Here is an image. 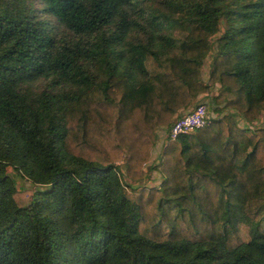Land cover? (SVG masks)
Masks as SVG:
<instances>
[{"label":"trees","instance_id":"16d2710c","mask_svg":"<svg viewBox=\"0 0 264 264\" xmlns=\"http://www.w3.org/2000/svg\"><path fill=\"white\" fill-rule=\"evenodd\" d=\"M262 111L264 0H0V264H264Z\"/></svg>","mask_w":264,"mask_h":264},{"label":"rangeland","instance_id":"374dc122","mask_svg":"<svg viewBox=\"0 0 264 264\" xmlns=\"http://www.w3.org/2000/svg\"><path fill=\"white\" fill-rule=\"evenodd\" d=\"M210 68H209V62L207 61V63L205 64L204 67V72H203V78L204 80H206L208 78V74H209ZM216 93V89H213L212 92L210 93L211 95H214ZM209 96L204 98L205 100L209 101ZM203 101V100H200ZM240 124H243L244 122L239 119ZM258 125H264V111H262L261 113V117H260V121ZM166 131L164 128L160 129L158 131L157 134V143L156 146L153 150L152 153V158L150 159V161L146 164L145 168H144V179L138 184V186L141 187H146V188H155L158 187L161 183V178L159 176V174L154 171V167L160 162V159L162 157L163 151H164V147L166 145V142L163 141L165 140V136H166ZM116 165H121L120 162H117ZM9 174L12 175L13 179L15 180V182L17 183V187L19 189V191L26 193L28 189H30L31 187L29 186V184L27 183V181L22 180V178H20L19 176L15 175L13 173V171L11 169L8 170ZM127 178H123V183L126 184L127 183H131ZM243 238H246V229L243 230V234H242Z\"/></svg>","mask_w":264,"mask_h":264},{"label":"built area","instance_id":"2783aa9c","mask_svg":"<svg viewBox=\"0 0 264 264\" xmlns=\"http://www.w3.org/2000/svg\"><path fill=\"white\" fill-rule=\"evenodd\" d=\"M210 100H203L195 108L177 116L172 126L166 131V141H175L179 136L191 134L211 124L213 119Z\"/></svg>","mask_w":264,"mask_h":264},{"label":"crops","instance_id":"0c3cea01","mask_svg":"<svg viewBox=\"0 0 264 264\" xmlns=\"http://www.w3.org/2000/svg\"><path fill=\"white\" fill-rule=\"evenodd\" d=\"M201 100H205L204 97H203ZM183 113H185V112H181V114H183ZM179 115H180V114H179ZM177 116H178V115H177ZM163 141L166 142V136H165V140H163Z\"/></svg>","mask_w":264,"mask_h":264}]
</instances>
